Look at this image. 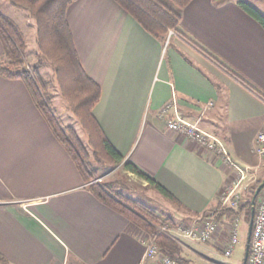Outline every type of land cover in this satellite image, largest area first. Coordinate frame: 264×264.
<instances>
[{"label":"crops","instance_id":"crops-1","mask_svg":"<svg viewBox=\"0 0 264 264\" xmlns=\"http://www.w3.org/2000/svg\"><path fill=\"white\" fill-rule=\"evenodd\" d=\"M238 3L192 0L165 41L115 0H76L67 12L81 65L101 88L94 116L107 140L194 217L219 206L232 170L168 120L215 136L238 166L248 160L232 142L264 131V30ZM148 240L89 191L24 83L0 77V264H141Z\"/></svg>","mask_w":264,"mask_h":264},{"label":"trees","instance_id":"trees-1","mask_svg":"<svg viewBox=\"0 0 264 264\" xmlns=\"http://www.w3.org/2000/svg\"><path fill=\"white\" fill-rule=\"evenodd\" d=\"M7 1L15 8L26 10L35 21L39 53L36 56L37 63L30 66L26 57V41L23 33L11 19L0 12V42L3 47L0 56V77L24 83L49 129L71 155L84 180L89 184V191L100 201L146 230L155 239L161 253L178 261L176 256L179 252L176 244L168 236L159 235L156 229L165 223L173 226L175 223L171 218L156 215L147 205L113 190L109 184L94 183L99 168L94 169L89 161L91 157L104 171L122 165L125 171L148 182L158 193L178 207L180 205L170 193L143 173L135 164L124 162V158L107 140L95 119L94 110L101 100V88L86 74L81 65L67 19L68 9L76 0ZM115 1L146 32L160 41H165L170 31L177 32L182 12L192 0ZM238 6L264 29V16L261 13L246 2L241 1ZM47 66L52 67L61 96L85 131L91 152L86 149L74 128L61 126L51 109L47 83L41 74ZM235 79L247 89L255 92L245 82L238 78ZM262 182H259L257 186L259 187ZM257 200L258 197L256 202ZM252 201L240 210H245L250 215ZM235 214L237 213L232 210H225L218 214L217 220L223 217L231 218Z\"/></svg>","mask_w":264,"mask_h":264},{"label":"rangeland","instance_id":"rangeland-1","mask_svg":"<svg viewBox=\"0 0 264 264\" xmlns=\"http://www.w3.org/2000/svg\"><path fill=\"white\" fill-rule=\"evenodd\" d=\"M233 1L246 2L264 16V0ZM10 5L11 4L8 3L7 0H0V10L9 16H12L14 20L17 21L19 28L23 32L26 40V57L29 61V65L34 66L37 63L36 54L39 53L37 43V28L35 26L36 23L26 10L18 8L14 11V8H12ZM41 74L47 83L48 95L50 96V107L56 114L61 126L64 128H74L86 149L91 152L92 150L88 145V138L85 131L83 130L79 121L70 112L66 101L60 94L52 67H45ZM242 139L243 140L240 141L241 143L239 142V138L232 142V149L234 151H243L244 159L248 160V162L245 163L239 162L241 169L247 171V173L245 174V180L236 187V190L231 197V199L238 197L240 202L235 209H227V207H230V204H228L225 209L221 210V212L225 210H232L237 214L231 218L223 217L219 220L218 233L216 237L209 243H195L185 239H178L174 241L171 240L178 247L179 253L177 254L176 258L180 264L244 263L251 214L248 215L247 211H241L240 209L245 207L249 201L253 200L258 189V183L264 181V159L259 158L254 152L257 139H255L253 135L249 134L244 136ZM237 143L241 145L242 149L238 147ZM232 149L230 148V150ZM89 161L93 164L94 169L99 168V172H97L98 176L95 177L94 183L98 182L109 184L113 190H117L118 192H121V194L130 197L131 199L140 201L141 203L147 205L156 213V215L171 218L175 223L174 225H180L182 223L188 226L192 220L197 218L187 214L181 209V207H178L174 203L163 199L161 194L156 190L144 186V183L141 182L138 177L136 178L130 175L127 171H125L122 165L115 166L112 169L109 168L104 171L97 165V163H95V159L93 157H91ZM231 174V185L228 187L230 190H232V188L235 187V184L237 185L238 180H240L237 177L238 172L232 170ZM222 196H224V192L222 193ZM221 204L222 200L220 197V203L217 208L221 207ZM213 210L205 213L203 217L210 215ZM138 227L143 235L150 239V234L140 226ZM236 232L237 243L234 245L235 249L231 256L226 257L224 255L225 252H221V250L218 249H225L228 241L230 238H234Z\"/></svg>","mask_w":264,"mask_h":264},{"label":"built area","instance_id":"built-area-1","mask_svg":"<svg viewBox=\"0 0 264 264\" xmlns=\"http://www.w3.org/2000/svg\"><path fill=\"white\" fill-rule=\"evenodd\" d=\"M172 33L173 32H171V34ZM170 108L171 105L168 109ZM168 109L165 110V112H167ZM167 129L183 134L190 141L196 142L215 157L221 158L231 170L238 172L237 177L240 180H238L237 185L235 184V187L232 188V190L227 188L224 191V196L221 195V207L217 209L215 208L210 215L206 217H197L192 220L188 226L182 223L173 226L165 223L156 227L159 235H166L173 241L185 239L195 243H209L218 233L219 220H217V216L221 210L225 209L228 204H230V207H227V209H235L239 205V198L235 197V199H231V197L233 196L236 187L245 180V174L247 171L242 170L231 160L225 145L218 138L201 130L196 124L187 122L176 115L174 119L168 120ZM254 152L259 158L264 159V131H262L257 137ZM236 243L237 232L235 233L234 238H230L225 249L219 248L218 250L225 252L224 255L229 257L233 254L235 249L234 245ZM150 262H154L153 264H180V262L161 253L155 239L152 237L147 241L144 259L141 264H149ZM247 264H264V188L260 192L256 202L252 241Z\"/></svg>","mask_w":264,"mask_h":264},{"label":"water","instance_id":"water-1","mask_svg":"<svg viewBox=\"0 0 264 264\" xmlns=\"http://www.w3.org/2000/svg\"><path fill=\"white\" fill-rule=\"evenodd\" d=\"M264 188V181L262 184L258 187L254 199L252 201V207H251V217H250V223H249V229H248V237H247V243H246V251L244 256V263L247 264L248 257L250 254V247H251V241H252V231H253V225H254V216H255V210H256V198L259 196L260 192Z\"/></svg>","mask_w":264,"mask_h":264}]
</instances>
